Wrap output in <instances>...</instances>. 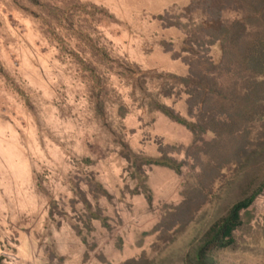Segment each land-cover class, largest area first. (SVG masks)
<instances>
[{"label":"rangeland","instance_id":"obj_1","mask_svg":"<svg viewBox=\"0 0 264 264\" xmlns=\"http://www.w3.org/2000/svg\"><path fill=\"white\" fill-rule=\"evenodd\" d=\"M203 2L0 0V264H196L208 227L246 185L263 182L261 85L250 92V121L231 124L213 114L239 148L245 138L253 142L227 177L232 187L217 191L216 179L195 199L186 224L167 215L183 202L184 182L194 183L193 154L201 145L149 97L196 121L180 87L171 98L161 93L173 87L166 75L184 77L185 60L196 61L183 40L198 21L184 16L189 5L198 9ZM193 48L216 65L222 61L220 42L207 51ZM212 136L208 131L203 139ZM124 145L140 157L167 155L182 163L181 173L150 166L143 168L145 179L137 178L123 158ZM93 182L108 195L94 197ZM241 219L235 243L208 251L207 264H264V190Z\"/></svg>","mask_w":264,"mask_h":264},{"label":"trees","instance_id":"obj_2","mask_svg":"<svg viewBox=\"0 0 264 264\" xmlns=\"http://www.w3.org/2000/svg\"><path fill=\"white\" fill-rule=\"evenodd\" d=\"M203 3L198 9H193L194 4L189 5L184 16L192 23L198 21L196 32H192L183 40L187 46L184 51L190 55H197L196 61L190 64L185 60V64L189 66V73L184 77L166 75L165 78L170 79L173 87L164 89L161 93L163 97L171 98L176 93H173L176 86L180 87V94L185 96L187 114L194 116L196 121L192 122L179 116L171 107L149 97L151 106L156 111L189 129L193 135V144L201 145L193 154L198 168L193 176L194 183L184 182L186 189L184 190L187 193L183 195V202L176 207H169L167 211V215L174 218L178 225L189 221L195 199L198 196H205V190L213 187L216 179L219 182L218 187L216 186L217 191L232 187L227 177L235 172L233 168L235 164L248 156L252 149L249 145L253 142L248 138L244 139L243 145L239 148L234 142L233 132L221 131L225 128V122L222 121L217 126L213 114L220 113L219 115L225 116L231 124L236 122L237 118L250 121V116L247 117V112L253 110L250 92L264 85V0H205ZM199 10V15H194V12ZM177 26H180L177 22L167 23V27ZM245 38L248 40L241 47L242 51L236 50V46ZM217 42H220L223 50L222 61L217 65L209 56L200 55L193 48L205 47L207 51L208 47ZM85 68L89 70L92 81L99 87V78L93 68L89 66ZM208 131L213 136L209 140H204L203 136L207 135ZM123 149V158L133 171L132 175L137 178L144 176L145 179L143 168L150 166L166 167L176 174L181 173L182 163L167 155L153 159L140 157L129 151L125 145ZM201 160L205 162L201 163ZM223 181L224 187L221 186ZM91 187L94 197H98L97 194L108 195L98 182H93ZM263 190L264 179L256 187L246 185L241 198L228 206L224 214L219 216L202 235L200 246L195 249L196 264H207L208 251L226 249L235 243V232L243 224L241 212L247 213ZM77 191L81 193L79 189ZM145 198L148 202L151 201L148 191ZM83 203L88 207L90 205L84 197ZM201 203L203 202H198ZM93 219L101 220L106 225L103 221L105 218H99L97 214Z\"/></svg>","mask_w":264,"mask_h":264}]
</instances>
